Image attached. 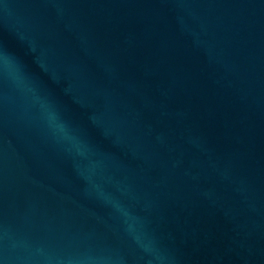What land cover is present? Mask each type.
<instances>
[{
	"label": "water",
	"instance_id": "water-1",
	"mask_svg": "<svg viewBox=\"0 0 264 264\" xmlns=\"http://www.w3.org/2000/svg\"><path fill=\"white\" fill-rule=\"evenodd\" d=\"M0 54V264H264V0H0Z\"/></svg>",
	"mask_w": 264,
	"mask_h": 264
},
{
	"label": "clouds",
	"instance_id": "clouds-1",
	"mask_svg": "<svg viewBox=\"0 0 264 264\" xmlns=\"http://www.w3.org/2000/svg\"><path fill=\"white\" fill-rule=\"evenodd\" d=\"M0 72L8 76L14 83H17L22 88L26 86L20 67L12 56L8 54H0ZM38 102L40 103L42 117L48 127L52 130L53 134L58 138L72 142L74 146L78 147L72 130L60 119L57 112L46 102L42 100ZM126 222L129 225V231L133 234L134 239L139 242L140 237L135 231V225L137 223L135 218L127 216L126 214Z\"/></svg>",
	"mask_w": 264,
	"mask_h": 264
}]
</instances>
